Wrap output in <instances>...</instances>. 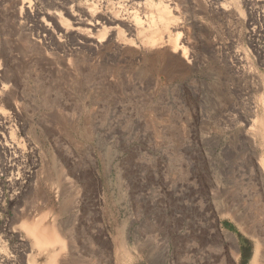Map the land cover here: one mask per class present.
Segmentation results:
<instances>
[{
  "label": "rangeland",
  "instance_id": "rangeland-1",
  "mask_svg": "<svg viewBox=\"0 0 264 264\" xmlns=\"http://www.w3.org/2000/svg\"><path fill=\"white\" fill-rule=\"evenodd\" d=\"M12 1L0 0V78L5 71L17 107L12 136L26 152L21 169L32 176L17 202L0 186V226L11 228L1 232L4 255L23 264L25 252L44 264L48 251L38 254L28 233L60 258L66 235L78 242L101 235L115 250L111 264H223L194 229L203 222L200 199L236 238L237 264H264V204L253 166L264 162V121L251 131L255 151L242 124L255 109L264 114V0H120L115 6L144 22L169 5L175 27L154 33L168 41L154 65L91 55L67 38L59 55L70 57L54 68L41 65L50 61L34 48L35 22L21 20L30 25L27 37L14 30ZM25 1L41 12L67 3ZM172 46L176 54L166 52ZM170 55L181 66L169 71ZM6 107L0 96V111ZM52 220L63 229L50 230ZM89 249L77 245L64 264H102Z\"/></svg>",
  "mask_w": 264,
  "mask_h": 264
},
{
  "label": "bare ground",
  "instance_id": "bare-ground-1",
  "mask_svg": "<svg viewBox=\"0 0 264 264\" xmlns=\"http://www.w3.org/2000/svg\"><path fill=\"white\" fill-rule=\"evenodd\" d=\"M118 1L120 0H87L84 5H82L81 3L80 5L73 0H67V3L60 6L59 10H55L52 12H41L35 8H32L31 3L26 2L25 0H13L11 2L10 11L12 13V17L14 18L12 20L18 22V26H15L13 22L11 24H13L12 26L14 30L19 29L27 37L29 36L28 27H30V25H25L26 22L24 23V21L22 22L21 20L30 19L32 23L35 22V36H32L34 38V48H36L38 52H43L46 56H48V59L50 61L49 64L41 63L43 67H45L46 65H50V67L54 65L59 66L60 64L64 63L68 55L64 53L63 56H61V51H63L64 49L67 50V42L65 43V40L67 38L69 39V42H76L78 44L81 43L80 48H82L84 52H87L91 55H95L98 57L109 55L111 57L116 56L118 58L132 57L133 59H140L139 61H148V64H150V66L154 65V61L157 60V53H160L158 52V49L165 47L168 42L166 39L167 37H163L164 35L162 36L161 33L158 36H155L154 33H157L160 28H167L168 26H170L171 28L175 27V24L173 25L172 23L174 19L171 16L169 5L167 4L163 8H160L156 16L153 17L152 15L150 19L147 20V22H144L139 18L136 11H129L128 9H125L124 7L119 5L115 6L117 4L116 2ZM198 6L200 8L203 7L200 5V3L198 4ZM200 11L202 10L200 9ZM32 27L33 26H31V28ZM199 29L204 33H206L207 31L206 28L202 25H199ZM203 45L206 48L212 47V44L208 43L206 40L203 41ZM165 50L168 53H177V48L175 46H172L169 50ZM53 63L54 65H52ZM176 65H180L179 59L177 57L171 56L168 57L166 63L164 64V68L170 71L173 70ZM1 73L0 96L3 97L7 102V107L3 112L0 111V128L2 130V133H0V173H2L6 177L4 181L0 180V186L5 185L10 193V200H13L15 202L18 199V194L29 189V182L32 175L29 172L23 171L24 169H21V166H24L21 164L25 160L24 158L26 152L20 145L19 141L12 136L13 131L11 129V127L13 126L11 124V121L17 114V107H15L12 102L13 97L11 96L10 85H8V75H6L5 71ZM262 105L264 110V103ZM262 112L263 111H261V114ZM259 114L260 113L255 109L253 111L252 121L249 122L246 119H242V124H244V127L249 126V129L247 130V132L250 131L247 133V135L249 136L248 142L249 146L252 147L253 150L256 148L254 144L255 139L252 136H254L256 133H251V131L255 132L258 129L257 125H260L264 121V114L262 116ZM254 154L256 155L255 152ZM256 164L258 165V167L255 166ZM253 166L256 171V180L259 189L258 191H260V196L257 198H260L263 202L261 204H264V162L262 160L258 162L257 159ZM211 191L212 190H210L209 194H211ZM40 192H42L41 199H43L44 203H47V192H43L42 190ZM56 197L58 199L60 197V193L58 191H56L55 198ZM2 199L3 194L0 189V211L3 210ZM75 201L72 203H76ZM199 201L195 203L198 206L197 212L200 216V219H198V221H203L201 224L204 227L201 228L202 225L195 222L197 223V225L196 227H194V229H196L197 233H199L202 239V243L205 248L204 251L208 252L210 255L212 254L213 257L220 263L226 264L228 261H233L234 264H237L238 250L236 245V238L233 234L224 231L219 224V219L215 218V214L213 212H210V210L204 204L199 203ZM60 208L61 211L62 205ZM231 214L233 215L231 217H235L237 221L240 220V218L235 213L232 212ZM44 218L46 219L45 216L43 217V220H45ZM40 221L43 222L41 219ZM37 224L38 223L34 225L36 226ZM7 228L8 230L11 229L9 226H0V237L1 232H5ZM49 229L52 231L55 229L62 230L63 227L62 224H54L52 220ZM28 234L33 236L34 242H36V246L40 247L38 254H43L45 253V251H48V257L44 264H64V262L66 263L68 259L72 261L74 252L77 249V245L89 247V251H93L100 262H102V264H111L112 255L115 256V250L113 248L112 242H109V240L107 238H103V236L102 238H100L99 236L101 235H98L95 238L92 235H89L88 237L85 235L83 239L80 238L81 240H79V242L75 236H72V234L66 235L67 249L63 252L60 258L59 256L61 253L56 252L55 247H51L49 250H47V248H42L43 246L40 242L36 241L34 235L32 233ZM253 237L257 238L254 234ZM121 247H123L124 251L127 253L126 256L131 257L130 251L128 250L124 241H122ZM19 255L22 258L26 256V263L24 262L23 264H37L35 261V257L30 259L29 256L25 255V252H19ZM212 261L213 263L215 262L214 260ZM13 263L14 257H7L0 249V264Z\"/></svg>",
  "mask_w": 264,
  "mask_h": 264
}]
</instances>
